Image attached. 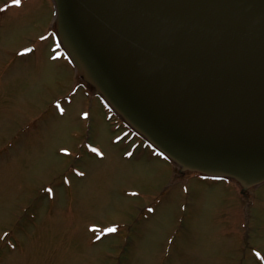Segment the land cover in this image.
<instances>
[{
  "label": "rangeland",
  "instance_id": "rangeland-1",
  "mask_svg": "<svg viewBox=\"0 0 264 264\" xmlns=\"http://www.w3.org/2000/svg\"><path fill=\"white\" fill-rule=\"evenodd\" d=\"M56 17L0 0V264H264V183L177 172L107 110Z\"/></svg>",
  "mask_w": 264,
  "mask_h": 264
},
{
  "label": "water",
  "instance_id": "water-1",
  "mask_svg": "<svg viewBox=\"0 0 264 264\" xmlns=\"http://www.w3.org/2000/svg\"><path fill=\"white\" fill-rule=\"evenodd\" d=\"M67 48L174 155L264 171V0H56Z\"/></svg>",
  "mask_w": 264,
  "mask_h": 264
},
{
  "label": "snow or ice",
  "instance_id": "snow-or-ice-1",
  "mask_svg": "<svg viewBox=\"0 0 264 264\" xmlns=\"http://www.w3.org/2000/svg\"><path fill=\"white\" fill-rule=\"evenodd\" d=\"M15 3H16L17 5H19L20 0H15ZM93 151H95V149H93ZM109 231H110V232H115L116 229H115V228H113V229H109Z\"/></svg>",
  "mask_w": 264,
  "mask_h": 264
}]
</instances>
